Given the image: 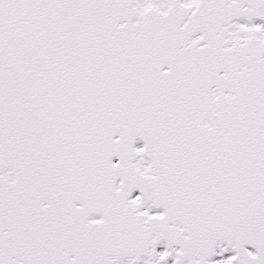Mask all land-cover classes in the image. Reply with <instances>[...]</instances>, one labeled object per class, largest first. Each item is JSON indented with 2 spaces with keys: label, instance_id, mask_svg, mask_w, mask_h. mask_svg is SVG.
<instances>
[{
  "label": "snow or ice",
  "instance_id": "obj_1",
  "mask_svg": "<svg viewBox=\"0 0 264 264\" xmlns=\"http://www.w3.org/2000/svg\"><path fill=\"white\" fill-rule=\"evenodd\" d=\"M0 264H264V0H0Z\"/></svg>",
  "mask_w": 264,
  "mask_h": 264
}]
</instances>
